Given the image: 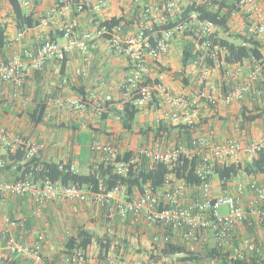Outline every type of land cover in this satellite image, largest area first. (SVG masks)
<instances>
[{"label": "built area", "instance_id": "obj_1", "mask_svg": "<svg viewBox=\"0 0 264 264\" xmlns=\"http://www.w3.org/2000/svg\"><path fill=\"white\" fill-rule=\"evenodd\" d=\"M109 2L77 0L74 3L73 0H59L58 7L61 8L62 16L71 17L75 12L81 14L89 8L101 12L108 7ZM22 5L26 10L30 7L27 0H23ZM235 6L234 15L242 13L252 22L250 37L264 44V10L257 0H237ZM180 11L174 0H166L158 10L160 22H166L168 15H176ZM216 30L212 22L201 20L194 13L186 22L164 31L153 45L144 30L126 34L121 25L110 28L98 23L94 30L81 34L78 18L72 17L64 22L61 30L64 43L49 40L34 50L24 51L9 62L1 63L0 83H12L20 88L26 83L29 74L42 71L48 62L57 60L66 63L67 57L75 51L87 56L93 48L91 43L96 38L104 37L108 43V54H123L129 58L132 74L121 86L125 100L138 94L134 102L136 108L143 109L153 104L165 109L164 123L193 127L204 105L231 106L244 101L251 93L259 96L264 94L261 67L257 66L244 80H240L244 67H228L224 63L213 70L206 68L202 71L200 82L207 83L206 87L174 94L167 83L169 72L162 71L164 67L160 64L162 57L169 54L173 40L177 35L191 32L203 40L204 50L208 51L211 47L219 50L213 47L211 40ZM220 68L227 69V75L234 81L227 91L221 90L209 79ZM111 101V96H107L103 103L97 105V111L102 112L104 103ZM66 104L78 112L88 110L83 99H69ZM214 138L215 130H211L207 139L194 141L191 148L142 145L133 158L124 162L118 161L121 149L111 142L94 141L90 148L100 155V162L112 165L115 172L123 177L142 160L173 166L182 156L191 158L200 155L226 167H240L264 152V135L247 142L235 138L216 142ZM0 147L9 148L13 156L19 150L23 151L25 162L43 159L48 150L44 142L20 136L10 139L2 124ZM6 165L7 161L0 157V170ZM211 173V169L198 170L203 179ZM213 189L212 181L192 188L172 177L163 188H146L143 193L134 196H129L124 185H118L107 192L94 193L74 185L64 186L47 178L35 179L31 173L26 177L19 175L18 179L0 181V198L3 195L29 198L38 212L47 204L55 202L75 205L92 203L99 209H106V228L102 233L121 237V231L133 229L131 234L146 245V252L127 258L122 256L123 252L117 255L113 245L107 257L101 259V246L95 244L88 252L77 250L66 255L61 262L52 263L43 252L50 231L44 229L39 232L36 240L29 241L25 239L23 231L26 221L8 219L6 224L9 229H5L4 240L0 241V262L22 258L28 264H90V260L91 264H264V242L257 236V230L264 228V173L250 176L248 182L230 181L222 184L219 196L214 194ZM192 192L197 194L194 199L191 197ZM223 206L228 209L226 215L219 212ZM77 211L75 208L74 213ZM120 220L122 223L118 225ZM140 226L154 230L151 233L136 231ZM170 244L181 251L164 255V248ZM210 251L212 255L207 253ZM93 255L95 258H92Z\"/></svg>", "mask_w": 264, "mask_h": 264}, {"label": "crops", "instance_id": "obj_2", "mask_svg": "<svg viewBox=\"0 0 264 264\" xmlns=\"http://www.w3.org/2000/svg\"><path fill=\"white\" fill-rule=\"evenodd\" d=\"M20 1L22 4L23 0ZM27 1H29L30 7L25 9L26 12L33 13L36 18L44 17L43 21L46 20V22L43 23L42 21L39 27L19 32L14 22V14L9 0H0V24L6 26L8 35V43L0 51V64L9 62L26 50L38 48L52 38H55L53 41L64 43L65 40L60 35L61 30L64 22L72 17L78 18L81 34L94 30L99 22L115 17L125 19L128 25L121 26L126 34L138 33L143 29L151 28L153 22H160L157 0H110L108 7L101 12H95L89 8L81 14L75 12L71 17L62 16L61 8L58 7L59 0ZM76 1L73 0L74 3ZM93 1L97 2L98 0ZM174 1L180 9L194 1L202 2V0ZM230 1L235 5L237 0ZM257 3L264 10V0H257ZM134 15L138 17L137 21L134 24H129L134 19ZM251 24V20L246 15L242 13L233 14L229 31L224 32L217 29L216 32L220 38L240 44L241 40H238L236 36L250 37ZM186 42L187 38L184 35H177L171 44L169 54L160 60V64L169 69L170 74L181 71L182 51H180L177 61L176 50ZM91 44L93 48L87 56L75 51L67 57L66 63L57 60L50 61L42 71L29 74L26 83L20 88L12 83H0V124L6 129L10 139L20 136L27 140L44 142L48 146L44 155L45 159L55 162L71 160L73 167L80 174H87L101 158L96 153L90 152L89 155L84 156L80 152L83 137L88 138L86 147L89 148L94 141L111 142L119 146L122 152L131 151L135 154L139 147L147 142V139L145 140L142 135L143 130L161 122L164 123L163 116L166 112L165 109L153 104L140 109L133 129L131 131L125 130L116 115V110L123 108V105L119 104L120 101L125 100L121 86L125 79L132 74L129 58L123 54H108V43L104 37L96 38ZM262 45V60L259 62L247 61L243 66L244 72L240 76V80H244L246 75L257 66L261 67L264 77V44ZM176 63H178L179 70H176ZM209 79L221 90H223L221 88L222 82L228 81L227 77L225 79V76H221L220 71ZM167 83L174 94H182L190 89H195L190 85L188 87L182 83L179 85L178 82H174L171 86L170 78ZM206 85L207 83L202 84L200 82V87H206ZM107 96H111V103H104L103 111L98 112L97 105L103 103ZM84 98L90 107L84 113L75 111L66 104L69 99L84 100ZM45 100H47L48 107L45 112V123L34 125L30 120L29 112H33L38 103ZM244 110L258 112L261 114V118L242 128L239 125L238 116ZM191 128L194 129L193 138L199 141L207 139L211 130H215L214 140L216 142L229 138L247 142L253 138H258L264 135V94L259 96L251 93L244 101L231 106L208 107L204 105L196 125ZM8 153L9 148H1L0 157L4 159ZM238 177L241 178V181L236 182H248L250 180V176H247L243 171L236 178ZM11 178L10 173L0 172V181H10ZM211 181L214 194L219 196L222 183L215 177ZM191 197L194 199L197 194L192 192ZM61 204L71 205L74 207L73 212L78 206H83L81 211L86 210L85 222L79 223L80 226H86L96 232L101 228H106L104 226L106 211L95 207L92 203L75 205L55 202L47 204L41 212H38L29 198L3 195L0 198V241L4 240L5 229H9L6 224L8 219L27 222L33 218L35 226L36 218H40L43 212L55 209L54 206L59 207ZM86 221H89V225L86 224ZM118 222L122 223L121 220ZM91 223H94L95 227L91 226ZM32 229L23 230L25 239L29 241H34L39 236V232ZM150 230L151 233L154 229ZM75 231L76 228L69 236L73 235ZM259 232H257L258 239L264 242V228L259 229ZM54 234L50 232L43 246L44 255L47 260L49 259V262L56 259L64 247V245H58L57 236Z\"/></svg>", "mask_w": 264, "mask_h": 264}, {"label": "trees", "instance_id": "obj_3", "mask_svg": "<svg viewBox=\"0 0 264 264\" xmlns=\"http://www.w3.org/2000/svg\"><path fill=\"white\" fill-rule=\"evenodd\" d=\"M9 2L14 14V22L19 32L41 26L44 17L36 18L33 13H27L20 0H9ZM165 2L166 0H157L158 10L161 9ZM235 9L236 6L232 4L230 0H202L201 3L194 1L181 7L179 14L168 15L166 22H153L151 28L143 30L145 34L150 37L151 43L155 45L164 31L174 29L177 25L189 20L192 14L196 13L199 19L210 21L217 29L228 32ZM137 19L138 17L134 15V19H132V22L129 24H134ZM99 25L112 28L118 25L124 27L128 24L124 18L115 17L110 20L99 22ZM60 35L63 37V33ZM184 36L187 38V42L182 47V69L175 75L182 76L184 83L188 86L190 85L191 78V75L188 73L193 66L200 71L206 68L213 70L223 63L228 67L236 65L244 66L247 61L259 62L263 58L261 52L263 45L253 37L236 36L238 40H241L240 44H236L227 39L220 38L216 32L211 40L214 45L213 47H217L219 50H215L211 47L210 50L206 51L203 48L202 39L196 37L191 32H186ZM53 40H55V38L51 39V41ZM7 43V28L0 24V51L6 47ZM162 71H169L170 73V70L166 68H163ZM220 73L221 76H225V79L226 77L228 79V81L224 80L221 85V88L227 91L233 86L234 81L227 75V69L220 68ZM137 97H139L138 94L132 96L128 100L120 101L119 104H122L123 108L122 110H116V115L122 127L127 131L133 129L140 113V109L136 108L134 105ZM84 102L86 103L85 98ZM151 105L152 104L149 106ZM87 106L89 107V104H87ZM47 108V100H45L38 103L33 112H29L30 120L34 125H42L45 123V112ZM260 118V113L244 110L240 116H238L239 125L245 128L247 124ZM142 135L145 140L147 139L146 146L157 145L163 148L180 146L191 148L194 141H196L193 138L194 129L190 126H173L163 122L144 129ZM133 156L134 154L131 151L122 152L118 161H128L133 158ZM4 159L7 161V165L4 169H1L0 172L10 173L12 175L10 180L18 179L19 175H21V177H26L31 173L35 179L47 178L53 182H59L64 186L74 185L79 188L88 189L94 193L107 192L118 185H124L128 189L129 196L143 193L146 188H152L154 190L163 188L171 177L174 178L175 181L185 183L188 187L198 188L204 183L211 181L214 177H217L222 184H226L236 178L241 171L247 176H255L264 173V152L259 153L250 162L240 167H226L219 162L208 161L205 157L200 155H194L191 158L182 156L173 166H167L162 163H150L147 160H142L136 166L131 167V171L126 177L119 176L112 165L100 161L96 162L87 174H80L76 170H73V162L71 160L55 162L43 158L39 161L25 162L24 153L20 150L15 156L11 155L9 152ZM200 168L205 171L211 169L212 173L203 179L202 176L198 174ZM103 210L107 213L106 209ZM118 225H120V223H118ZM33 226L34 220L32 218L27 220L24 230H31ZM140 228L143 227H137L135 230L140 231ZM125 231L126 230L122 231L123 233H121V237H119L110 236L108 233L92 231L86 226H76L75 233L67 237L63 249L57 258L54 259L55 261L52 260V262H60L66 255L77 250L88 252L95 244L101 246V256H99L101 259L107 257L113 245H115L116 254L121 255V252H123L122 256L126 258L129 256L131 257L132 253L134 254L133 256L141 254L142 251L139 249L133 251V248H131L133 242L129 236L125 235ZM180 251V248H176L170 244L164 248L163 254H175ZM207 253L209 255L213 254L211 251ZM0 264L28 263L22 258H13L9 261L0 262Z\"/></svg>", "mask_w": 264, "mask_h": 264}, {"label": "rangeland", "instance_id": "obj_4", "mask_svg": "<svg viewBox=\"0 0 264 264\" xmlns=\"http://www.w3.org/2000/svg\"><path fill=\"white\" fill-rule=\"evenodd\" d=\"M182 46H179L176 50L177 54H176V59L179 57L180 55V51H182ZM178 61V59H177ZM181 65V64H180ZM175 67H177L176 70H179L178 68V63L175 64ZM169 70V69H168ZM172 70V68H171ZM174 71V69H173ZM169 72V71H168ZM179 73V72H178ZM189 74L191 75L190 78V86L197 89L200 88V81H201V77H202V72L196 68V67H192L189 70ZM169 78H170V82H171V86H173L174 82H178L179 85H181V83L184 85V81L182 79V76H178L174 74H170L169 73ZM176 76V77H174ZM176 79V80H175ZM186 87H188V85L185 84ZM88 143V138L83 137L82 138V147L80 148V152L86 156L89 155L90 152H92L91 148L86 147ZM216 180H218L217 177H215ZM236 181H241V178L239 179L236 178L233 182ZM53 207V206H52ZM55 209H50L47 210L46 212H43L40 216V218H36V222H35V226L32 230H34L35 232H40L44 229H48L52 234L55 233L54 235L57 236V240H58V245L63 246L64 243L67 240V237L74 232V229L76 228V226L79 225V223H83L85 222V214H86V210L81 211V209H83V206H78V213H74L73 212V208L71 205L68 204H61L59 207L54 206ZM219 212L222 215H226L228 213V209L227 207L223 206L220 208ZM84 218V219H83ZM87 222V221H86ZM89 221L86 223L87 225ZM91 226H94V223L90 224ZM262 230V229H260ZM140 231H145L146 233H150V229L148 227H143L140 228ZM259 231V230H257ZM99 233L103 232V229L101 228L100 230H98ZM121 233H123L121 231ZM132 233L131 229H127L125 231V235L128 236L129 234ZM260 234V232H259ZM132 235V234H131ZM129 236L130 239L133 241V244H131V248H133L134 250H141V253L146 252V245L142 243L141 239L135 238L133 235ZM261 235V234H260ZM263 237V235H261ZM132 256L134 255L133 253L131 254ZM92 258H95V255L92 256Z\"/></svg>", "mask_w": 264, "mask_h": 264}]
</instances>
